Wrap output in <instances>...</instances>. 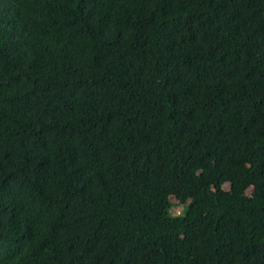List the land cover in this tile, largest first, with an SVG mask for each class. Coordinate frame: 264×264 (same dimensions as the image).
I'll list each match as a JSON object with an SVG mask.
<instances>
[{
	"label": "trees",
	"instance_id": "trees-1",
	"mask_svg": "<svg viewBox=\"0 0 264 264\" xmlns=\"http://www.w3.org/2000/svg\"><path fill=\"white\" fill-rule=\"evenodd\" d=\"M0 264H264V0H0Z\"/></svg>",
	"mask_w": 264,
	"mask_h": 264
},
{
	"label": "rangeland",
	"instance_id": "rangeland-1",
	"mask_svg": "<svg viewBox=\"0 0 264 264\" xmlns=\"http://www.w3.org/2000/svg\"><path fill=\"white\" fill-rule=\"evenodd\" d=\"M188 162V161H187ZM189 166H191V164H189ZM238 186H239V182H235L233 184H226L225 187L227 189H229L231 192L233 193H237L238 192ZM174 200V206L172 208V213H175V214H179L183 208V204L179 203L177 200L173 199Z\"/></svg>",
	"mask_w": 264,
	"mask_h": 264
}]
</instances>
